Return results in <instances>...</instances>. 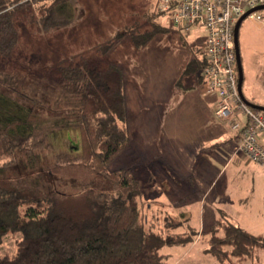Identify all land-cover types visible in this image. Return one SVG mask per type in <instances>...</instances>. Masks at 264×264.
<instances>
[{"label": "trees", "instance_id": "trees-1", "mask_svg": "<svg viewBox=\"0 0 264 264\" xmlns=\"http://www.w3.org/2000/svg\"><path fill=\"white\" fill-rule=\"evenodd\" d=\"M255 11L264 16V9ZM17 16L44 30L72 22L68 0H0L1 58L17 44ZM165 29L130 27L125 33L138 48ZM121 35L96 50L107 51ZM193 48L181 74L204 82V45ZM100 60L94 55L56 66L55 98L45 120L35 114L41 102L20 76L0 67V247L6 236L14 237L13 251L0 253V264H168L163 249L197 235L189 225L176 232L182 222H171V210L146 200L152 177L145 167L109 168L129 143L127 80L120 64L98 67ZM69 131L79 133V144L60 147L50 165L37 168L49 137L62 132L69 138ZM16 165L25 171L9 175ZM206 233L203 252L219 262L242 261L264 248V237L221 218Z\"/></svg>", "mask_w": 264, "mask_h": 264}, {"label": "rangeland", "instance_id": "rangeland-1", "mask_svg": "<svg viewBox=\"0 0 264 264\" xmlns=\"http://www.w3.org/2000/svg\"><path fill=\"white\" fill-rule=\"evenodd\" d=\"M68 3L72 22L62 27L44 30L17 16V44L11 56L0 57V67L15 71L29 91L40 100L41 105L35 111L37 117L43 120L50 117L55 98L52 79L56 76L55 68L59 63H75L94 55H99L101 59L97 62L98 67H103L109 61L117 62L124 69L127 87L134 93V99L131 115L126 122L129 143L109 168L145 167V171L152 175L146 200L154 203L153 208L164 206L168 212L175 209L173 224L180 220L182 227L189 225L208 229L212 223L210 217L217 218L219 215L215 209L219 208L230 214L234 224L264 237V172L259 164L243 158V169H238L232 163L224 176L218 177L213 191L207 190L211 180L208 172L212 173L213 169H204L206 165L200 166L199 159L201 156L211 157L214 148L209 141L200 144V136L205 138L207 128L206 125L193 124L199 118L200 111L192 108L193 103L189 104V100L195 93L201 97L214 95L205 93L204 83L196 79L197 74L183 77L181 74L190 52L194 50L189 48L205 43L203 29L196 26L190 32L179 30L166 16L157 13L156 0H68ZM155 25L167 26L168 29L155 31L141 47L134 48L126 30L135 27L145 31L153 29ZM118 32L122 35L113 47L105 52L96 50L95 46L113 38ZM238 39L244 69L243 94L248 100L261 102L264 97V22L245 17L239 27ZM185 84L188 86L185 87ZM214 109L210 107L208 124L227 129L228 125L215 116ZM240 118L244 116L240 114ZM67 134L69 138L62 132L49 137L50 147L38 152L37 168L50 165L53 153L60 147L70 150L73 145L79 144L77 131ZM194 137L196 141L191 140ZM236 152L233 158H242V153ZM209 162L217 172L222 168V163L212 159ZM187 168H190L188 182L179 177ZM24 171L25 168L16 165L11 167L8 174ZM162 171L169 174L166 175L168 180H160L157 172L162 175ZM196 171L200 172L198 176L202 180L198 188H192ZM227 185L231 187L232 203H213L214 195L220 193L218 195L222 196ZM180 193L183 196L181 202L177 201ZM241 195V200L237 201L236 197ZM177 203H180L179 207L174 206ZM184 209L189 210L190 214ZM188 215L190 220L186 222L184 219ZM222 216L220 213L219 217ZM215 225L212 224V229ZM202 240L193 239L185 245L163 249L170 254L168 264H222L210 254L202 252L207 246V241ZM13 241V236H6L0 253L12 252ZM224 262L230 264L229 261ZM232 262L238 264L234 259ZM240 264H264V248L254 249L252 255Z\"/></svg>", "mask_w": 264, "mask_h": 264}, {"label": "built area", "instance_id": "built-area-1", "mask_svg": "<svg viewBox=\"0 0 264 264\" xmlns=\"http://www.w3.org/2000/svg\"><path fill=\"white\" fill-rule=\"evenodd\" d=\"M264 0H157V11L178 29L190 32L200 26L205 35L202 71L206 94L216 98L214 113L237 134L235 151L264 166V113L246 105L237 88L234 25L247 10ZM248 17L264 22L259 11ZM264 56V52H263ZM240 114L244 116L240 118Z\"/></svg>", "mask_w": 264, "mask_h": 264}, {"label": "crops", "instance_id": "crops-1", "mask_svg": "<svg viewBox=\"0 0 264 264\" xmlns=\"http://www.w3.org/2000/svg\"><path fill=\"white\" fill-rule=\"evenodd\" d=\"M127 86H128V84L126 83V89H125V91H126V95H127V105H128V108H129V116H130L131 115L130 109H131V106L133 105L132 99H134V96H133L134 93L131 90H129ZM187 86L188 85L185 84V87H187ZM190 102L193 103L192 108H195L198 111H200L199 118L198 119H195L193 121L194 122L193 124H196L198 126H205L206 125V128H207V135L205 136V138H203L202 136H200V139H201L200 144H202L205 141H209L210 142V146L213 145V148H214V151L212 150L211 157H208V156L203 157V156H201L200 159H199L200 166H201V164L202 165H206V166H203L204 169H206L207 171L209 170V168H212L213 169V172L212 173L208 172L211 175L210 176L211 177V180H210V182H209V184L207 186V190L213 191V189L216 187V184L218 182V180H217L218 177L220 178V177H223L224 176V174L226 173V170L228 169V167L230 166V164L234 163L236 165L235 168H238L239 169L241 167L243 169V167H242L243 166V164H242L243 161L242 160H243V158H245V159H247V158L244 157L242 154H241V157L242 158H239V159H237V158L234 159L233 158L234 157L233 154L234 153L235 154L237 153L235 151L236 143H237V134H236L235 131L231 130L226 125L227 123H225V125L227 126V129H223L222 127L220 128L219 126H218V128H215L214 126H211V124H208V123H210L208 121V117H209V113H210V107L215 108V104H216V98H215V96L214 97L213 96L212 97H210V96L201 97V96H199V95H197L195 93V94H192V98H191V100H189V104H190ZM179 111H180V115H181L183 109H181ZM197 130H199V128H197ZM191 140L192 141H196V137L191 138ZM187 148H189V147H187ZM231 156H232V159L230 160V157ZM211 159L214 160V161H216V162L222 163V168L219 170V172H217L216 168L209 162V160H211ZM259 166L262 168V170L264 172V166H262V165H259ZM185 167L186 166H184L183 168H185ZM191 167H193V165ZM190 168H187V170L182 171L183 174H180L179 177L183 178L182 181H187L188 182V180H189L188 177L190 176V173H189ZM197 169L199 171L200 170V167L198 166ZM198 171L195 172L197 174V177L196 178H193L195 180H194V183L192 184L193 185L192 188H198L199 183H200V180H202L198 176L199 173H200ZM146 172L148 173V175L150 177H152V175H150V173L148 171H146ZM161 173H162V175H160L157 172V174L160 177V180L161 181H166V179L168 178L166 175H169V174L166 173V172H164V171H162ZM184 179H186V180H184ZM175 184H177V181L175 182ZM195 185H197V187ZM178 192H180V189L179 188H178ZM229 192H231V187L229 185H227L224 188V192L222 193V196L221 195H218L220 193L214 195V197H213V203L223 202V203L231 204L233 200H232V196H231V194ZM182 198H183L182 193H180L178 195L177 201L181 202L182 201ZM236 198H237V201H239V200H241L242 195L241 196H237ZM263 200H264V184H263ZM179 204L180 203L174 204V206L175 207H179ZM170 210H171V212L173 214H176L175 211H174L175 209H170ZM179 210L180 211H183V209H180V208H179ZM185 210L186 209H184V211ZM215 210L217 211V213H218L219 216H220V213L223 214V216H222L221 219L227 220V221H229V222H231V223L234 224V221L233 220H230V217L231 216H230V214L227 211H225L224 209H219V208H216ZM186 211H188V214H190V211L189 210H186ZM211 215H214V213H211ZM219 216L217 218H214L213 216L210 217L212 223L210 224V226L208 227V229L207 228H197V227H194L196 229V231H197V235L195 236L194 239H197L199 241L201 240V238L204 241L207 240V237L205 238V236L207 235V233H204V232H207V231L211 230L212 224H216V222L220 219ZM184 220H186V221L187 220H190L189 215ZM235 225H237V224H235ZM184 228L185 227L178 228L177 230H180V232H181V231L184 230ZM203 240H202V242H204ZM202 252H203V250H202ZM166 253H168V252H166ZM232 259H234L236 262H238V264H240L241 262L246 261L248 258L245 259V260H242V261H238V260H236V258H231L230 260H226V261H229L230 264H233ZM221 263L224 264L225 262H221Z\"/></svg>", "mask_w": 264, "mask_h": 264}, {"label": "water", "instance_id": "water-1", "mask_svg": "<svg viewBox=\"0 0 264 264\" xmlns=\"http://www.w3.org/2000/svg\"><path fill=\"white\" fill-rule=\"evenodd\" d=\"M258 9H264V4L263 5H259L256 6L252 9L247 10L246 12H244L235 22L234 25V32H233V37H234V47H235V55H236V67H237V74H238V79H237V88H238V92L240 95V98L242 99V101L257 110L263 111L264 112V105L261 104H257L254 103L250 100H248L243 92H242V83L244 80V70H243V65H242V61H241V55H240V46H239V39H238V35H239V27L240 24L242 22V20L248 16L252 11L258 10Z\"/></svg>", "mask_w": 264, "mask_h": 264}, {"label": "flooded vegetation", "instance_id": "flooded-vegetation-1", "mask_svg": "<svg viewBox=\"0 0 264 264\" xmlns=\"http://www.w3.org/2000/svg\"><path fill=\"white\" fill-rule=\"evenodd\" d=\"M252 102L257 103V104L264 105V97H263V100L261 102H255V101H252Z\"/></svg>", "mask_w": 264, "mask_h": 264}]
</instances>
